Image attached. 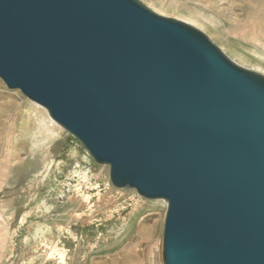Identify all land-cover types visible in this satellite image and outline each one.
<instances>
[{
	"label": "water",
	"instance_id": "water-1",
	"mask_svg": "<svg viewBox=\"0 0 264 264\" xmlns=\"http://www.w3.org/2000/svg\"><path fill=\"white\" fill-rule=\"evenodd\" d=\"M0 79L168 202L164 264H264V75L200 30L139 0H0Z\"/></svg>",
	"mask_w": 264,
	"mask_h": 264
},
{
	"label": "rangeland",
	"instance_id": "rangeland-1",
	"mask_svg": "<svg viewBox=\"0 0 264 264\" xmlns=\"http://www.w3.org/2000/svg\"><path fill=\"white\" fill-rule=\"evenodd\" d=\"M139 1L264 75V35L247 18L263 10L259 0ZM31 102L0 79V264H164L168 202L115 187L73 135L45 132Z\"/></svg>",
	"mask_w": 264,
	"mask_h": 264
},
{
	"label": "bare ground",
	"instance_id": "bare-ground-1",
	"mask_svg": "<svg viewBox=\"0 0 264 264\" xmlns=\"http://www.w3.org/2000/svg\"><path fill=\"white\" fill-rule=\"evenodd\" d=\"M259 2L262 3V6L264 7V0H259ZM249 20H251L250 22L252 23L251 25L253 26L252 28V33L255 34L256 36H258V34L264 35V8L261 11L255 12V11H251L247 17ZM32 103V102H31ZM34 105H36L37 103H32ZM44 113L46 114V121H42V125L44 127L45 132H50V133H55V131H58L59 129L64 131L65 129L63 127H61L58 123H56L48 114L47 110L44 107H40ZM44 122V123H43ZM43 129V128H42ZM7 131V130H6ZM6 131L4 133H6ZM1 132V131H0ZM8 133V131H7ZM7 135V134H5ZM76 138V137H75ZM77 139V138H76ZM78 140V139H77ZM81 143V142H80ZM83 146V145H82ZM85 152L87 153L88 151L85 149ZM89 154V152L87 153ZM2 164H0V180L2 178ZM82 171H86L82 170ZM148 247V246H147ZM78 248V247H77Z\"/></svg>",
	"mask_w": 264,
	"mask_h": 264
}]
</instances>
